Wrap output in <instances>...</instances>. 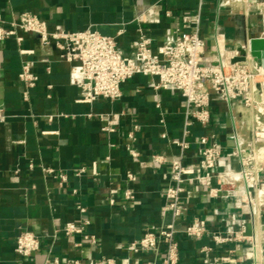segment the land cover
Masks as SVG:
<instances>
[{
  "label": "crops",
  "instance_id": "obj_1",
  "mask_svg": "<svg viewBox=\"0 0 264 264\" xmlns=\"http://www.w3.org/2000/svg\"><path fill=\"white\" fill-rule=\"evenodd\" d=\"M198 0H0V13L6 22L23 11H31L45 19L52 30L78 31L95 28L102 34L115 36L122 53H129L132 42L142 27L163 42L167 33L181 23V15L197 8ZM153 6L152 11L148 8ZM170 10L171 16L165 11ZM141 12L156 16L159 23L138 21ZM122 32L120 33V31ZM262 31V19L254 11L242 7L220 9L218 0H206L203 32L207 51L216 49L213 33L223 36L224 46L237 48L251 31ZM22 46L35 50L22 55L15 37L0 41V108L9 117L0 121V264H43L47 257L100 259L111 256L131 262L153 260V252H132L130 242L140 238L148 225L159 226L169 221L164 214V192L168 185L169 163L157 164L151 155L163 154L169 160L180 155L171 139L181 138L185 126V106L181 94L173 88L155 90L153 78L137 74L122 86L123 94L115 100L99 98L92 104L79 102L82 77L72 63L59 58L55 45L42 46L32 33H22ZM35 60L37 85L24 101L19 72L24 59ZM160 103L161 106H157ZM212 120L209 128L194 124L189 137L191 146L185 152V163L199 160L198 142L208 129L215 132L225 147V160L219 168L226 169L237 162L227 157L233 146V132L245 141L251 139L253 113L243 105H232L213 93ZM123 112L116 132L102 129L104 122L95 113ZM92 113V115H90ZM165 125L159 123L160 114ZM45 114L53 115L52 119ZM135 123L136 141L128 137ZM167 137H163V133ZM130 144L139 151L133 157ZM34 163V168L30 164ZM41 164L67 172L69 180L59 186L57 178L46 176ZM96 165L98 174H93ZM87 172L78 177L77 168ZM127 171L137 174L136 181L127 182ZM133 190L134 199L125 198V189ZM76 190V191H75ZM190 205L187 218L207 216L215 226H221L224 209L222 200L209 201L204 186L189 183ZM116 199L110 205L108 196ZM86 207L81 212L78 205ZM88 219L85 233L96 236V242L84 234L65 235L62 231L69 221ZM264 221V214L261 219ZM23 229L36 232L41 247L31 257L24 258L16 250V239ZM248 232H252L251 224ZM210 245V253L201 247ZM183 264H242L244 254L250 253L249 243L235 248V243L216 246L209 236L199 239L182 237L180 241ZM234 248L232 253L229 249ZM162 254L158 256V263Z\"/></svg>",
  "mask_w": 264,
  "mask_h": 264
},
{
  "label": "built area",
  "instance_id": "obj_2",
  "mask_svg": "<svg viewBox=\"0 0 264 264\" xmlns=\"http://www.w3.org/2000/svg\"><path fill=\"white\" fill-rule=\"evenodd\" d=\"M206 0H198L197 8L181 15V23L167 33L163 42L139 27V34L132 42L131 52L125 54L118 48L115 36L102 34L95 28L68 31L52 30L47 21L34 12L23 11L11 21L6 22L0 13V41L15 37L20 44L22 55L35 53L34 49L22 46V33H32L38 37L42 46L55 45L59 50V58L72 63L79 72L82 81L79 84V102L92 104L99 98L110 100L122 96V86L137 74L151 76L155 90L173 88L183 97L185 106V126L181 138L171 139L180 149V155L169 160L163 154L154 153L152 160L157 164L169 163L168 185L165 189L164 214L169 221L159 226L148 225L143 235L130 242L132 252H153V260L131 262L129 259H116L111 256L95 258H68L62 262L58 256L47 257L43 264H183L180 241L182 237L199 239L209 236L216 246H225L234 242L238 249L244 243H249L250 253L244 254L242 264H263L264 258V67L249 54L244 61H233L239 55L237 48L224 46L223 36L213 33L216 49L207 51V41L203 32V21ZM239 6L245 12H256L262 19L264 33V0H218L220 9H230ZM153 6L148 8L152 11ZM171 16V11H165ZM138 21L159 23L160 14L156 16L141 12ZM122 30L120 31V33ZM244 46V45H243ZM35 60L26 58L19 72L23 84L22 95L28 102L32 89L39 80L34 71ZM217 94L221 100L232 105L237 102L253 113L250 127L251 139L245 141L233 132V146L227 157L234 159L238 168L230 163L226 169H220L225 159V147L217 134L207 130L199 138V160L188 165L185 163V152L191 146L189 137L192 126L196 123L209 128L212 120V94ZM157 106H161L157 103ZM92 115V113H90ZM103 122L102 129L106 132H116L123 112L95 113ZM52 119L53 115L45 114ZM9 115L0 108V121H5ZM165 116L160 114L159 123L165 125ZM140 124L135 123L129 130L128 138L135 142V131ZM163 137H167L164 132ZM129 154L139 156V151L132 145H127ZM34 163L30 164L34 168ZM41 170L46 176L58 179L59 186H64L69 180V174L57 171L52 166L41 164ZM87 172L85 166L77 168L74 175L82 176ZM93 174L97 175L94 165ZM137 174L127 171L126 181H136ZM189 183H200L204 186L209 201L222 200L227 203L224 209L215 208L216 214L222 215L221 226H215L207 216L187 218L186 212L190 205L187 194ZM76 191V190H75ZM125 198L134 199L133 190L125 189ZM110 205L116 204L111 195L107 197ZM81 212L86 207L78 205ZM88 219L67 222L62 231L65 235L84 234L85 238L96 242V236L85 233ZM251 224L252 232H248ZM41 247V238L33 230L23 229L16 239L15 250L24 257H31ZM213 247L204 245L202 253H210ZM235 249H229L232 253ZM162 254L158 263V256ZM230 258L229 255L217 258L213 262ZM213 262H211L213 264ZM215 264V263H214Z\"/></svg>",
  "mask_w": 264,
  "mask_h": 264
},
{
  "label": "water",
  "instance_id": "obj_3",
  "mask_svg": "<svg viewBox=\"0 0 264 264\" xmlns=\"http://www.w3.org/2000/svg\"><path fill=\"white\" fill-rule=\"evenodd\" d=\"M238 51L239 55L233 61H244L249 54L264 67V33L262 31L251 30L242 39L241 45L238 46Z\"/></svg>",
  "mask_w": 264,
  "mask_h": 264
}]
</instances>
